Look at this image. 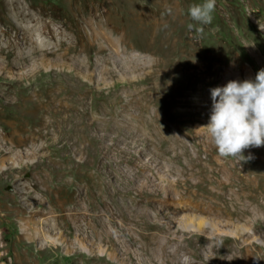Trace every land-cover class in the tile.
<instances>
[{
  "label": "rangeland",
  "instance_id": "obj_1",
  "mask_svg": "<svg viewBox=\"0 0 264 264\" xmlns=\"http://www.w3.org/2000/svg\"><path fill=\"white\" fill-rule=\"evenodd\" d=\"M83 1L0 0V30L20 5L60 38ZM88 1L120 27L88 66L50 31L39 67L0 52V264H264V146L223 157L203 127L264 69V0H216L200 34L202 0Z\"/></svg>",
  "mask_w": 264,
  "mask_h": 264
},
{
  "label": "bare ground",
  "instance_id": "obj_2",
  "mask_svg": "<svg viewBox=\"0 0 264 264\" xmlns=\"http://www.w3.org/2000/svg\"><path fill=\"white\" fill-rule=\"evenodd\" d=\"M98 7V5H94L93 2H89L88 0H84L79 5H76L72 9V21L66 22V29L62 32L64 35L62 34V36L58 38L57 33L54 34L52 32L53 30L50 29L47 23L36 26L30 24V22L24 24L21 21V18L32 17V13L25 12L20 5H15L13 12H6L4 14V16H7H5V26L0 30V52H7V56L10 54L13 56V59L7 63L8 65L12 63H19L23 65L32 63L36 66L39 63L35 62H40L37 61L38 59L42 60L44 63L45 60L48 59H46L48 54L43 51L42 46L51 44L50 36L48 34V31H50L52 36L55 38V44H53L55 50L62 49L64 59L69 60L73 66H76L75 68H79V66L84 67L87 64L86 59L83 57L88 58L87 61L89 62L92 61L86 54H91L93 46H97L96 50L98 52L111 50L110 39H107L106 34L107 29L111 31L114 30L112 31L113 33L120 32V27L118 25L110 23L111 11L105 9L100 10ZM76 24L78 25V28L75 27ZM67 29L69 31H67ZM27 33H33V35ZM120 37L122 38L121 44L124 43L126 48L130 46L128 41L129 39L122 35H120ZM70 38L73 39V41L67 42ZM104 41L107 45H104ZM25 47H28V49H25ZM84 53H86L85 56ZM65 55H68V58H66ZM37 67H39V65ZM90 69L91 67H88L86 71L90 77H93L94 72L90 71ZM59 72L60 71H58V73ZM66 82L68 85V91L71 94L76 92L75 83L70 80H67ZM66 97L67 96L64 98ZM64 98H62L61 102L64 101ZM36 99L37 98H34L33 96L32 98H29L31 101H35ZM126 106H128V104H126ZM65 108L66 107L63 103H53L49 110L62 112Z\"/></svg>",
  "mask_w": 264,
  "mask_h": 264
},
{
  "label": "clouds",
  "instance_id": "obj_3",
  "mask_svg": "<svg viewBox=\"0 0 264 264\" xmlns=\"http://www.w3.org/2000/svg\"><path fill=\"white\" fill-rule=\"evenodd\" d=\"M215 6L216 0L190 5L188 15L197 23H189L188 31L202 33V26L212 23ZM210 94L211 112L203 127L218 154L251 159V154L246 157L244 150L264 146V69L254 78L229 80L212 88Z\"/></svg>",
  "mask_w": 264,
  "mask_h": 264
}]
</instances>
